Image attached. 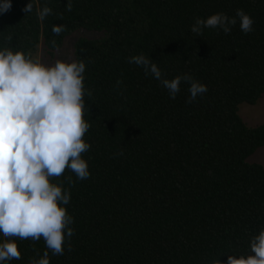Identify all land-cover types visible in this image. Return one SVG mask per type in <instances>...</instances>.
<instances>
[{"label":"trees","instance_id":"16d2710c","mask_svg":"<svg viewBox=\"0 0 264 264\" xmlns=\"http://www.w3.org/2000/svg\"><path fill=\"white\" fill-rule=\"evenodd\" d=\"M11 5L0 13V50L37 59L42 46L51 58L76 30L103 32L74 44V60L86 65L84 88L91 91L84 98L90 148L82 153L90 176L80 180L66 169L50 178L70 191L64 207L74 221L64 254L49 252L50 264H212L226 262L228 254L247 256L264 228V166L247 161L264 146V122L249 125L239 106L264 95V0ZM238 9L253 19L251 32L241 31L238 17L227 34L191 31L196 18H231ZM53 25L64 31L53 34ZM138 54L149 56L163 78L188 74L207 91L188 103L189 84L182 81L171 98L160 81L129 63ZM14 239L21 259L2 264H29L46 250L43 238Z\"/></svg>","mask_w":264,"mask_h":264},{"label":"clouds","instance_id":"9594fccd","mask_svg":"<svg viewBox=\"0 0 264 264\" xmlns=\"http://www.w3.org/2000/svg\"><path fill=\"white\" fill-rule=\"evenodd\" d=\"M11 0H0V13L11 9ZM31 11V4L25 7ZM71 11V3L67 4ZM51 9L45 7L43 15ZM241 31L253 30V19L243 9L235 17L215 13L206 19L196 18L191 26L195 36L204 28H220L229 33L237 24ZM62 25H53L59 35ZM55 45V41H52ZM129 63L142 67L168 90L171 98L180 91L181 82L189 84L188 103L207 91V86L188 74L163 78L161 69L149 56L129 57ZM84 61L56 60L45 64L9 47L0 50V264L21 259L16 239L39 241L46 250L29 264H50L52 255H63L66 238L74 235L73 217L66 205L70 191L52 183L68 169L84 180L89 178L88 163L82 153L90 145L84 136L90 125L85 120ZM121 81H117L120 84ZM122 154V153H121ZM69 183L74 184L69 177ZM70 250V246H69ZM212 264H264V228L250 241L247 256L228 254L227 261L216 258Z\"/></svg>","mask_w":264,"mask_h":264},{"label":"rangeland","instance_id":"374dc122","mask_svg":"<svg viewBox=\"0 0 264 264\" xmlns=\"http://www.w3.org/2000/svg\"><path fill=\"white\" fill-rule=\"evenodd\" d=\"M103 34L102 31H94L88 29H78L64 39L61 48L55 51L50 58L46 55L42 46H39L37 58L45 64H50L56 60L72 61L74 60V44L79 37L95 39ZM239 113L246 123L255 125L264 122V95L254 104L241 103ZM248 162L260 163L264 166V146L257 148L253 154L247 158Z\"/></svg>","mask_w":264,"mask_h":264}]
</instances>
